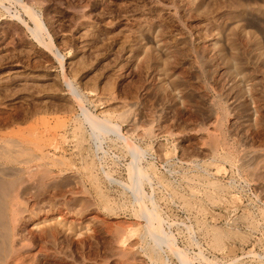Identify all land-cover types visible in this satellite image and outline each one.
I'll return each instance as SVG.
<instances>
[{
	"label": "rangeland",
	"instance_id": "obj_1",
	"mask_svg": "<svg viewBox=\"0 0 264 264\" xmlns=\"http://www.w3.org/2000/svg\"><path fill=\"white\" fill-rule=\"evenodd\" d=\"M0 264H264V0H0Z\"/></svg>",
	"mask_w": 264,
	"mask_h": 264
},
{
	"label": "bare ground",
	"instance_id": "obj_2",
	"mask_svg": "<svg viewBox=\"0 0 264 264\" xmlns=\"http://www.w3.org/2000/svg\"><path fill=\"white\" fill-rule=\"evenodd\" d=\"M76 99H78V98H76ZM91 120L93 121V122L92 121L91 122L93 123L94 127H96V129L97 128H99V129L109 128V127L103 126V123H100L99 121H96L94 119H91ZM136 193L137 194L135 195V193H134V195L136 197H138V198L140 197V200H141V196H138V195H141V194H138V192H136ZM145 217H146L147 226L149 228V231L152 234L151 236H154L156 238V240H158L159 242H162V243H168V242L170 243V242H172L170 235L168 233H166L160 225H158V228L157 227H154L153 222H154V220L157 219V214L153 210L150 211V212L148 211ZM158 224H159V221H158ZM171 246H172V244H171ZM173 248H175V247L173 246ZM175 250L179 252V249L175 248ZM180 255L182 256L181 253H180Z\"/></svg>",
	"mask_w": 264,
	"mask_h": 264
}]
</instances>
